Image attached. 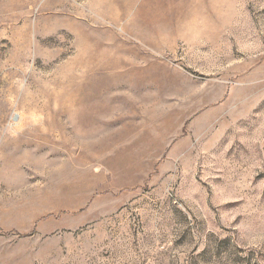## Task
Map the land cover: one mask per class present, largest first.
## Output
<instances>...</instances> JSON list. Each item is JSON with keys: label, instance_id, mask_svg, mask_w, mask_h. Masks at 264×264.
Masks as SVG:
<instances>
[{"label": "rangeland", "instance_id": "374dc122", "mask_svg": "<svg viewBox=\"0 0 264 264\" xmlns=\"http://www.w3.org/2000/svg\"><path fill=\"white\" fill-rule=\"evenodd\" d=\"M0 264H264V0H0Z\"/></svg>", "mask_w": 264, "mask_h": 264}]
</instances>
